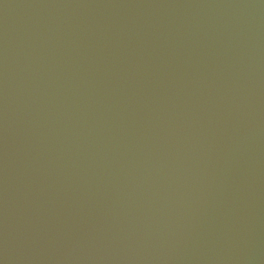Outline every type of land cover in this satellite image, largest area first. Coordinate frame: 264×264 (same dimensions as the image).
<instances>
[{"label":"water","instance_id":"water-1","mask_svg":"<svg viewBox=\"0 0 264 264\" xmlns=\"http://www.w3.org/2000/svg\"><path fill=\"white\" fill-rule=\"evenodd\" d=\"M0 264H264V0H0Z\"/></svg>","mask_w":264,"mask_h":264}]
</instances>
